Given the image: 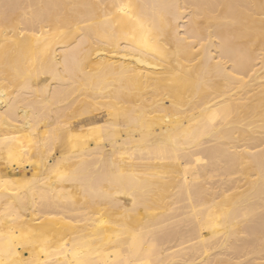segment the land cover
Masks as SVG:
<instances>
[{
  "label": "bare ground",
  "instance_id": "obj_1",
  "mask_svg": "<svg viewBox=\"0 0 264 264\" xmlns=\"http://www.w3.org/2000/svg\"><path fill=\"white\" fill-rule=\"evenodd\" d=\"M0 264H264V0H0Z\"/></svg>",
  "mask_w": 264,
  "mask_h": 264
}]
</instances>
